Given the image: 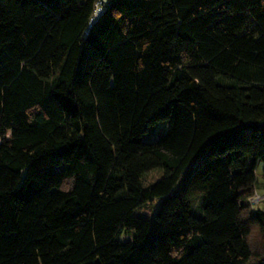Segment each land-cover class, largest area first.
<instances>
[{
    "label": "trees",
    "instance_id": "trees-1",
    "mask_svg": "<svg viewBox=\"0 0 264 264\" xmlns=\"http://www.w3.org/2000/svg\"><path fill=\"white\" fill-rule=\"evenodd\" d=\"M260 163L264 0H0V264H264Z\"/></svg>",
    "mask_w": 264,
    "mask_h": 264
},
{
    "label": "rangeland",
    "instance_id": "rangeland-1",
    "mask_svg": "<svg viewBox=\"0 0 264 264\" xmlns=\"http://www.w3.org/2000/svg\"><path fill=\"white\" fill-rule=\"evenodd\" d=\"M264 170V165L263 163H260L256 169V177H257V185H256V189H255V194L254 196L250 199V203L253 206L254 210L258 209L261 210L262 212H264V179L262 178V172ZM161 176V172H151L149 174H147L144 178H143V183L144 185H149L153 182H155L157 179H159V177ZM155 205H149L148 208H143V213L145 216H149L150 212H151V208H153ZM250 242L257 247L258 251H260V253H263L264 248L261 245V238L259 233L253 229L252 233L249 237Z\"/></svg>",
    "mask_w": 264,
    "mask_h": 264
}]
</instances>
